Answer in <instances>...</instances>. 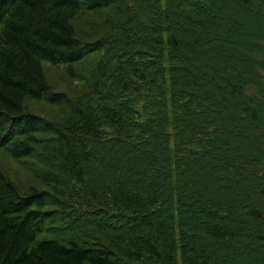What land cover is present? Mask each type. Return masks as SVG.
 <instances>
[{
	"label": "trees",
	"instance_id": "1",
	"mask_svg": "<svg viewBox=\"0 0 264 264\" xmlns=\"http://www.w3.org/2000/svg\"><path fill=\"white\" fill-rule=\"evenodd\" d=\"M0 147V264H264V0H0Z\"/></svg>",
	"mask_w": 264,
	"mask_h": 264
},
{
	"label": "rangeland",
	"instance_id": "2",
	"mask_svg": "<svg viewBox=\"0 0 264 264\" xmlns=\"http://www.w3.org/2000/svg\"><path fill=\"white\" fill-rule=\"evenodd\" d=\"M102 52H93L89 56L80 60L76 64V71L69 74L67 66L64 64L52 65L45 63V73L48 80L54 88H63L67 91L69 96L81 92L84 88L85 79L82 80V75L90 68H94L97 59L100 58ZM30 107L35 110L45 109L49 106L43 100H30ZM39 157L37 153H33L24 158H12L6 150L0 147V167L14 178L23 190L30 187L32 184H39L36 170L39 164Z\"/></svg>",
	"mask_w": 264,
	"mask_h": 264
}]
</instances>
